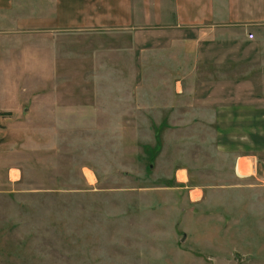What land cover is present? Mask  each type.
<instances>
[{
	"label": "rangeland",
	"instance_id": "rangeland-1",
	"mask_svg": "<svg viewBox=\"0 0 264 264\" xmlns=\"http://www.w3.org/2000/svg\"><path fill=\"white\" fill-rule=\"evenodd\" d=\"M107 32H65L47 86L38 42L18 66L0 36V106L26 107L0 111L1 162L20 175L0 193V264H264V192L217 121L170 85L182 72L152 73L131 34Z\"/></svg>",
	"mask_w": 264,
	"mask_h": 264
},
{
	"label": "crops",
	"instance_id": "crops-1",
	"mask_svg": "<svg viewBox=\"0 0 264 264\" xmlns=\"http://www.w3.org/2000/svg\"><path fill=\"white\" fill-rule=\"evenodd\" d=\"M115 29L131 34L141 66L183 73L169 74L170 85L177 90L182 81L196 90L198 112L212 114L200 117L217 121L219 148L235 157L237 176L264 192V0H0V36L18 39L17 55H25L12 64L30 67L37 41L43 86L57 77L49 70L62 57L58 41L65 32ZM15 51L10 46L6 53ZM24 104L0 111L24 114ZM47 105L41 103L45 114ZM7 144L0 141V193L20 177L12 179L16 168L1 162Z\"/></svg>",
	"mask_w": 264,
	"mask_h": 264
},
{
	"label": "built area",
	"instance_id": "built-area-1",
	"mask_svg": "<svg viewBox=\"0 0 264 264\" xmlns=\"http://www.w3.org/2000/svg\"><path fill=\"white\" fill-rule=\"evenodd\" d=\"M248 37L249 38H252L253 37V34L252 33H248Z\"/></svg>",
	"mask_w": 264,
	"mask_h": 264
},
{
	"label": "bare ground",
	"instance_id": "bare-ground-1",
	"mask_svg": "<svg viewBox=\"0 0 264 264\" xmlns=\"http://www.w3.org/2000/svg\"><path fill=\"white\" fill-rule=\"evenodd\" d=\"M183 177H185V176H183Z\"/></svg>",
	"mask_w": 264,
	"mask_h": 264
}]
</instances>
